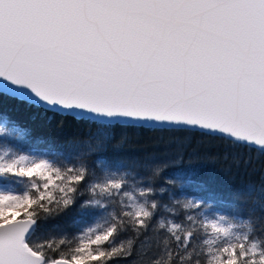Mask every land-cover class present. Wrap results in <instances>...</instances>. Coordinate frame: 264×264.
Listing matches in <instances>:
<instances>
[{"label":"snow or ice","instance_id":"snow-or-ice-1","mask_svg":"<svg viewBox=\"0 0 264 264\" xmlns=\"http://www.w3.org/2000/svg\"><path fill=\"white\" fill-rule=\"evenodd\" d=\"M9 107L59 114L85 131L71 138L78 163L0 152V182H24L22 191L0 187V264H132L150 231L164 233L163 247L145 249L138 264H264V172L247 218L210 217L202 210L217 194L195 170L164 178L182 194L204 193L178 199L156 186L171 161L109 155L125 126L195 131L264 154V0H0V138L38 135ZM184 151L178 139L176 156ZM222 159L229 172L251 164ZM141 168L151 175L130 184ZM84 193L82 207L106 212L102 224L37 238L42 219ZM161 210L168 215L157 218Z\"/></svg>","mask_w":264,"mask_h":264},{"label":"trees","instance_id":"trees-1","mask_svg":"<svg viewBox=\"0 0 264 264\" xmlns=\"http://www.w3.org/2000/svg\"><path fill=\"white\" fill-rule=\"evenodd\" d=\"M9 114L19 125L33 129L38 135L30 136L25 139L13 137L0 138V152L9 149L13 152L32 156L53 157L56 153L69 156L72 163L76 160V147L71 142V138L82 136L85 129L78 123H74L71 118L55 113H44L42 111L28 109H12L9 107ZM182 138L185 151L182 158H178L174 152L178 139ZM123 144L118 149H110L109 155L123 158H138L143 160L147 156H155L156 160L152 163L171 161V166L165 169L161 177L156 181V186H166L175 194L178 199H195L203 196V192L195 189H186L182 194L181 189L172 185H165V177L175 170H195L198 174L195 179L204 183L209 190L217 194L214 201L209 202V207L203 209L205 215H225L228 217L236 216L247 218L250 210L255 206V200L259 197L261 187V172H264V154L258 149H248L244 147H231L227 142L210 139L198 132L185 130L183 132L158 131L146 127L125 126L114 130L112 145ZM227 153L232 156H240L251 161L247 172H232L227 170L228 162L222 159ZM216 158L209 159L208 157ZM95 161V155L87 160L91 167ZM99 165L94 170H98ZM139 175L130 177V184L135 183L142 177L151 175L150 170L138 169ZM99 174V172H97ZM252 186L253 190L249 189ZM24 182L17 183L15 180L0 182V187L12 191H22ZM89 193H84L77 202L68 210L58 212L50 217L42 219L37 230V238H73L79 237L90 227L95 226L99 220L106 217L104 209H95L93 206H83L89 199ZM164 202H168V194H162ZM107 210L118 211L115 205H108ZM184 211L181 210L177 219L184 218ZM163 210L157 213V218L167 216ZM255 215H260L257 210ZM155 223V220L153 221ZM128 235V234H124ZM164 233L149 232L147 239L141 238L138 242L141 247L137 249L135 257L131 258L132 264H138L141 253L154 246L163 247ZM202 239V238H201ZM120 264H126L121 261Z\"/></svg>","mask_w":264,"mask_h":264},{"label":"rangeland","instance_id":"rangeland-1","mask_svg":"<svg viewBox=\"0 0 264 264\" xmlns=\"http://www.w3.org/2000/svg\"><path fill=\"white\" fill-rule=\"evenodd\" d=\"M3 188H5V187H3ZM5 189H6V188H5ZM8 190H9V189H8ZM17 211H21V212H22V211H23V209H19V210H17ZM98 223H101V224H102V223H103V220H99V221H98ZM98 223H97V224H98ZM97 224H96V225H97ZM96 225H95V226H93L92 228H95V227H96Z\"/></svg>","mask_w":264,"mask_h":264}]
</instances>
